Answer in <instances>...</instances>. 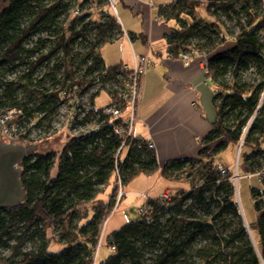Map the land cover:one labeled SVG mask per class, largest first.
<instances>
[{
  "label": "trees",
  "instance_id": "trees-1",
  "mask_svg": "<svg viewBox=\"0 0 264 264\" xmlns=\"http://www.w3.org/2000/svg\"><path fill=\"white\" fill-rule=\"evenodd\" d=\"M37 1L42 0H8L0 11V112L18 109L27 122L35 123L32 127L39 129L47 121L46 126L50 124L60 104L72 100L77 87L78 94H88L89 114L100 113L102 108L92 103L94 97L113 79L129 72H123L121 65L104 66L99 53L102 44L117 41L123 35L116 16L108 9L106 0L82 4L77 0H52L46 5L33 6L32 17L22 23V14ZM92 8L101 15L98 20H91ZM200 9L211 20H219L222 15L233 22L238 28L233 41L223 22L203 19L198 13ZM158 11L159 17L174 20L178 25L166 35L171 58L177 59L191 51L207 58L206 77L214 87L217 118L204 140L206 147L200 158L170 161L158 168L155 151L148 148L149 141L141 138L126 143L128 147L123 155L116 157L121 144L113 132L117 121L108 118L97 132L71 136L59 157L55 179L49 178V168L54 162L51 155L29 154L19 165L25 193L23 202L0 210V247L6 245L8 249L7 255L0 251V264H141L137 244L156 251L152 264H170L184 254L190 239L207 232H214L211 238L217 246L200 250L205 258L197 264H264V191L251 190L257 220L253 228L248 225L246 228L235 197L233 172L226 169L227 173L221 174L220 165L213 160L222 148L241 144L240 152L244 147L252 149L244 156V171L255 174L264 168V42L261 40L264 39V0H244L239 8H234L231 0H171ZM64 15L65 23L56 24L55 20ZM46 21L49 22L46 29L54 27L53 45L42 52L39 49L38 53L25 48L27 39L43 28ZM89 30L94 32L95 39L89 38ZM76 43L86 44L79 55L74 54ZM58 52L61 59L55 72L43 78L31 77ZM32 54L36 55L35 59L25 61ZM76 56L86 65L80 76L75 70ZM23 63L28 65V73L8 80L12 71ZM251 71L254 77L245 79L243 75ZM94 76L98 85L95 90ZM17 89L36 97V105L27 108L17 103L14 98ZM107 92L112 104L118 93L113 89ZM7 96L12 105L4 108L3 100ZM40 115L42 118H38ZM103 120L101 116L99 122ZM18 139L27 144L34 142L28 140V132ZM159 170L166 180L190 181L189 191L171 194L172 199L167 203L159 198L149 199L151 214L109 235L106 242L111 254L97 263V241L116 204L118 185L123 189L133 178ZM112 176L114 184L109 202L98 203L88 219L86 204L105 190ZM186 201L199 205L204 217L183 209ZM166 214L169 217L162 223ZM56 222L60 225L59 235L63 233L60 237L66 241V247L59 253L47 249L46 231L54 230ZM30 232L40 233L42 242L35 251H22ZM183 235L187 237L180 240Z\"/></svg>",
  "mask_w": 264,
  "mask_h": 264
},
{
  "label": "crops",
  "instance_id": "crops-1",
  "mask_svg": "<svg viewBox=\"0 0 264 264\" xmlns=\"http://www.w3.org/2000/svg\"><path fill=\"white\" fill-rule=\"evenodd\" d=\"M120 1L124 8L116 10V18L124 35L113 42L119 47L109 48L101 59L106 67L131 69L139 57L148 58V69L140 78L134 135L153 145L158 168L170 161L200 158L217 118L214 87L206 78L201 58L183 62L169 56L166 35L178 25L159 17L158 10L171 0L158 5L146 0ZM198 13L211 20L203 9ZM136 180L150 199L165 192L173 194L160 170Z\"/></svg>",
  "mask_w": 264,
  "mask_h": 264
},
{
  "label": "rangeland",
  "instance_id": "rangeland-1",
  "mask_svg": "<svg viewBox=\"0 0 264 264\" xmlns=\"http://www.w3.org/2000/svg\"><path fill=\"white\" fill-rule=\"evenodd\" d=\"M8 0H0V11L7 5ZM52 0H42V1H37V2H32L30 4L31 8L28 9L25 13L22 14V23L27 22L31 17V11H33V6L36 5H46L50 3ZM85 1L89 2H94V0H77L78 4H82ZM166 2L168 0H165ZM232 5L234 8H239L240 5L243 4L244 0H231ZM145 2H151L154 5H158L162 2V0H146ZM116 10H121L124 8V4L122 1L117 0L116 5H115ZM128 9V8H126ZM129 10V9H128ZM156 10V9H155ZM90 12V11H87ZM91 12V20H98L100 18V13L96 11L94 8H92ZM84 13V11H83ZM206 14V13H205ZM71 15V14H70ZM116 17L118 16V13L115 15ZM207 17V15H205ZM64 16H61L60 18L55 20V23L57 24H63L67 19L64 18ZM215 22H223L226 28H229V31H231V40L233 41V38L235 35L238 33V28L234 26V23L229 21L226 16H222L219 18V20H215L216 18H213ZM208 21V20H207ZM49 26V22L46 21L45 25L43 28H40L39 30L35 31L24 43V47L27 49H35L37 53L42 51H45L44 49H48L50 46L53 45L55 37H54V27L51 26L50 29H46V27ZM89 38L90 39H95V34L92 30H89L88 32ZM261 40L264 42V39L261 37ZM118 42L114 44L113 42H105L104 44L99 47V53L101 56L104 57L105 51H107L111 47H116L118 48ZM86 44L83 43H76L73 46L74 49V54L79 55L81 51L85 49ZM36 56V55H35ZM34 54L32 56L27 57L25 61L30 62L33 61L35 58ZM58 59H61V53H56V55L52 56L47 62V65L44 67L38 68L33 75L31 76L32 78H36L38 75L42 78L49 73H53L56 71V66L58 64ZM106 64L110 66V61L106 60ZM86 69L85 63H82L81 60H79L78 56L75 57V70L78 72L79 76L84 73ZM28 73V65L26 63L21 64L19 67L17 74L13 72L8 76V80H13L15 79L18 75H25ZM253 72H247L243 75L245 79H252L254 76L252 74ZM36 74V75H35ZM39 77V78H40ZM95 79V87L93 90L96 88L98 89L97 81H96V76H94ZM32 84H35L32 81ZM48 90H51L52 87H47L45 86ZM14 98L16 99L17 103H23L27 108L34 107L36 105V97L34 96H29L25 90L23 89H17L15 90ZM29 97H28V96ZM84 103L87 105L88 104V94L83 95ZM4 103L3 106L9 107L12 105V100L7 96L4 98ZM93 105L96 108H102L103 106H106L107 104L110 103V96L106 90H101L99 94H97L93 101ZM69 106H72L71 101L68 102ZM64 109V107L60 104L59 107L57 108V112L53 118L57 116V114L60 112V110ZM48 123L45 122L43 126L45 127L46 124ZM74 127H72L73 130ZM72 133L71 131L64 127L62 129L54 131L51 135L49 136H44L42 138H38L36 135H34L33 138H29L30 140H33V144H27L29 142L26 141H20L18 138L15 140H3L0 139V143H9V144H15V145H34L35 146V153L43 156L51 155L54 159L53 164L49 168V178L50 179H55L56 175L58 173V161L59 157L61 156L62 149L64 146L67 144L69 139L71 138ZM2 140V141H1ZM253 145V144H252ZM264 145V144H263ZM251 148L249 147H244L241 152L239 146H235L233 144H229L227 147L222 148L219 150L215 155H214V163L220 165L224 169L230 170L233 172V184L235 187V197L236 201L239 206V212L241 214V220L243 223V226L247 228V225L251 228L254 227L256 220H257V213L255 211V202L254 199L251 195V190H256L259 192L264 191V183L261 181L260 178L251 175L249 172H245L243 169V163H244V156L246 154H249L251 152ZM241 153V155H240ZM240 157V160H239ZM239 160V161H238ZM239 162V165H238ZM239 166V169H237ZM264 167V164L262 165ZM264 170V168H263ZM256 174V173H255ZM238 176L235 179V176ZM144 175H140L136 178H133L126 184H124L122 191V197L118 198V193L116 195V204L114 208L112 209L111 213L105 220L104 224L102 225L101 232H100V237L98 238L96 249H97V255H96V260L97 263H100L104 261L110 254L111 251L107 246L106 239L109 235L112 233L120 230L124 225L130 223V222H137L140 220L141 215L139 213L140 207L144 204L145 200L142 198L143 193H146L147 191H144V187L141 185V182L138 184L136 182L137 178H141ZM168 187L172 190L173 194L179 192V191H189L190 189V181L186 179H180V180H174V181H169L166 180ZM113 184H114V177L112 176L109 180V184L105 188V190L101 193H99L96 198L94 199L93 202H90L86 204L85 209L88 212V219L91 218L92 216V211L93 208L98 204V203H105L107 204L110 199V195L113 190ZM120 191V192H121ZM117 192H119V187L117 189ZM149 193V192H147ZM150 196V195H149ZM150 199V197L148 198ZM264 201V197H263ZM183 209H189L190 212H192L194 215L197 217H204L203 210L199 207V205H195L189 201H186V203L183 205ZM169 215L166 214V217L162 218L161 222L165 223V221L168 219ZM75 219L72 221L74 223ZM54 230H47L46 231V236H47V249L50 252L53 253H59L61 252L65 247H66V241H63L60 235L63 233H60L59 230H57L60 225L58 222L55 224ZM40 233L34 234L33 232H30L28 236L26 237V241L24 242L22 246V251H35L38 249L40 246L42 240L39 237ZM214 232H207L204 235H200L198 237H195L193 239H190L189 242L186 243L185 249H184V254L182 256H179L177 259L172 261L170 264H197L201 263L204 260V256H202L201 252H199L202 249H215L217 246L213 240H212V235ZM224 234V233H223ZM55 236V237H52ZM187 236L183 235L180 237V240L185 239ZM61 241H60V240ZM63 241V242H62ZM138 251L141 254V264H152V258L155 255L156 251L152 248H145L140 244H137ZM0 251L4 254H8V249L7 246L4 245L0 247Z\"/></svg>",
  "mask_w": 264,
  "mask_h": 264
},
{
  "label": "built area",
  "instance_id": "built-area-1",
  "mask_svg": "<svg viewBox=\"0 0 264 264\" xmlns=\"http://www.w3.org/2000/svg\"><path fill=\"white\" fill-rule=\"evenodd\" d=\"M116 2L117 0H106L108 9L114 15H116ZM75 14L77 15L78 12L76 11ZM195 57L201 58L202 66L206 75V67L208 62L204 55L195 51H191L181 54L178 59L182 60L183 62H189ZM148 66L149 64L147 57H139L136 59L135 66L131 69L123 66L121 68L122 71H129L128 74L124 77L118 76L117 78L113 79V82L110 85L107 84L104 88L106 91H111L113 89V91L118 93V97L112 104L103 106L102 109L100 108V113L95 111L92 112L91 115L89 114L91 107H88V104L86 105L84 103L83 96L78 94L79 90L77 87L74 88V96L72 97V100H70L72 107L70 108L68 103H62L61 105L64 107V109L60 110L55 118H52L48 126L44 127L41 125L39 129L32 127L35 125V123L31 120L27 122L25 117H23L22 112L18 109H7L2 111L0 112V139L8 141L15 140L26 132H28V137L30 139L33 138L34 135H36L38 138H42L44 136H49L54 131L64 127L68 128L74 137L80 135V133L84 134L97 132L100 129V125L105 121L106 118H108L110 120L113 119L117 121L113 127V132L116 136H118L121 144L116 152V157H118L120 154L123 155L126 148L128 147L126 146V143H131L135 138L140 139L134 135V121L136 119V109L140 97V78L146 72ZM18 68L12 71V73L15 72V74H17ZM207 80L209 81L208 78ZM63 97L64 95H62V99ZM85 116H87V118H85ZM101 116L104 117V120L99 122ZM39 117L42 118L41 115L38 116V118ZM84 120H86L85 123ZM72 127H74L73 130ZM29 138L28 140H30ZM240 147L241 144L239 145V148ZM148 148L154 150V147L150 142H148ZM219 171L221 174L227 173V170L222 167L219 168ZM251 175L260 178L264 183V170ZM237 177L238 176L236 175L234 179L235 181ZM118 187V198H121L122 187L120 185H118ZM142 198L145 200V202L140 207L139 213L141 217H145L146 215L151 214V208L149 206L150 200L146 195H143ZM171 199V194L169 192H165L159 197L160 201H164L166 203L171 201Z\"/></svg>",
  "mask_w": 264,
  "mask_h": 264
},
{
  "label": "water",
  "instance_id": "water-1",
  "mask_svg": "<svg viewBox=\"0 0 264 264\" xmlns=\"http://www.w3.org/2000/svg\"><path fill=\"white\" fill-rule=\"evenodd\" d=\"M35 152L34 145L0 143V210L20 205L25 197L19 164Z\"/></svg>",
  "mask_w": 264,
  "mask_h": 264
}]
</instances>
